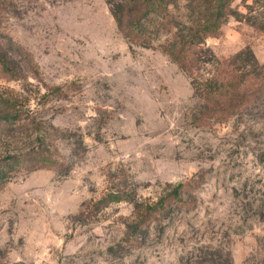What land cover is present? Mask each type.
<instances>
[{
    "label": "rangeland",
    "instance_id": "1",
    "mask_svg": "<svg viewBox=\"0 0 264 264\" xmlns=\"http://www.w3.org/2000/svg\"><path fill=\"white\" fill-rule=\"evenodd\" d=\"M122 1L0 0V264H264V93L200 124L161 48L189 1L150 46L120 31ZM203 43L206 74L237 56L262 82L264 0H235Z\"/></svg>",
    "mask_w": 264,
    "mask_h": 264
},
{
    "label": "trees",
    "instance_id": "2",
    "mask_svg": "<svg viewBox=\"0 0 264 264\" xmlns=\"http://www.w3.org/2000/svg\"><path fill=\"white\" fill-rule=\"evenodd\" d=\"M188 7L196 15L189 25L187 33L173 31L172 38L161 44V48L186 71L192 79L196 95L204 100L200 116L196 119L200 124H209L212 119L225 122L234 117L245 106L256 102L264 93V80L247 84L250 74L242 66L237 65V56L221 58L216 62V69L211 75L204 72L208 59L205 57L204 41L221 34L223 23L233 14L235 0H188ZM174 0H123L117 5L112 4V11L117 19L123 35L135 43L152 45V25L160 19L165 24L172 21L170 6ZM210 60V58H209ZM3 66L10 70L7 62L1 60ZM55 87L53 91H57ZM40 153V151H37ZM9 165V164H8ZM4 171L0 170V177ZM179 184L174 194L180 193ZM113 200H119L113 195ZM155 205L150 210H158Z\"/></svg>",
    "mask_w": 264,
    "mask_h": 264
},
{
    "label": "built area",
    "instance_id": "3",
    "mask_svg": "<svg viewBox=\"0 0 264 264\" xmlns=\"http://www.w3.org/2000/svg\"><path fill=\"white\" fill-rule=\"evenodd\" d=\"M34 264H67V263H51V262H48V261H39V262H36Z\"/></svg>",
    "mask_w": 264,
    "mask_h": 264
}]
</instances>
